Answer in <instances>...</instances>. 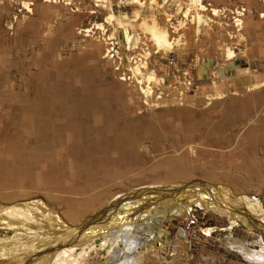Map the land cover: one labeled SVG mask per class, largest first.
Masks as SVG:
<instances>
[{
  "label": "rangeland",
  "instance_id": "rangeland-1",
  "mask_svg": "<svg viewBox=\"0 0 264 264\" xmlns=\"http://www.w3.org/2000/svg\"><path fill=\"white\" fill-rule=\"evenodd\" d=\"M139 1L143 15L128 30L140 40L130 48L117 21L106 22L121 4L140 10L134 0H0V129L8 133H0V181L14 161L18 171L11 175L23 180L11 188L22 187L57 207L56 195L105 192L112 201L199 183L228 188L238 207L242 196L264 206V0H202L209 10L201 24L190 0ZM235 18L243 20L241 27ZM152 20L181 44L155 54L143 29ZM112 33L118 51L113 59L122 55L129 77L106 57ZM228 49L236 58L228 57ZM140 60L155 81L141 85L133 79L129 68ZM145 86L151 95L143 93ZM181 88L182 100L175 96ZM84 97L88 107H78ZM87 122L93 129L85 134ZM39 141L47 146L35 155L31 148ZM91 142L98 147L88 149ZM161 166L165 172L181 168L186 178H158L152 169ZM190 214L199 221L198 236L177 245L183 263L264 264L258 259L264 237L257 230L249 232L239 219L241 225L230 229L227 217L197 207ZM206 229L214 231L206 235Z\"/></svg>",
  "mask_w": 264,
  "mask_h": 264
},
{
  "label": "bare ground",
  "instance_id": "bare-ground-1",
  "mask_svg": "<svg viewBox=\"0 0 264 264\" xmlns=\"http://www.w3.org/2000/svg\"><path fill=\"white\" fill-rule=\"evenodd\" d=\"M190 2L195 8V18L198 19L199 24L206 23V16L202 13L209 9L203 5L202 0H190ZM132 4L138 5L140 10L129 9L128 6L121 4L118 6V15L112 12L106 22V24L112 25L114 21H117L120 29L117 32L130 48L136 47L140 38L136 33L132 35L128 28L132 26L133 21L142 17L145 9L144 3L139 0H134ZM109 9L114 11L111 4ZM212 12L214 16H219L221 13L217 9H213ZM239 14L241 17L245 15L242 12ZM235 20L236 26L241 27L243 20L237 18ZM143 25L144 32L149 34L150 40L154 44L155 54L160 51H172L179 43L181 44L178 39L172 40L169 32L159 27L155 20L149 24L143 23ZM95 26L94 29L102 31L101 35L106 34L107 30L103 25ZM84 32L92 33L90 30ZM115 36L116 34L112 33L106 39L107 45L110 46V43L114 45L112 41L116 39ZM94 47L96 48V46ZM110 49L108 48L106 51L108 52ZM149 55L152 56L151 54L146 56L149 57ZM106 57H110L109 54ZM228 57H235L232 49H228ZM141 62L135 63L136 67L131 69L128 67L133 78L139 84L145 80L147 82L155 81L154 73L148 74L147 71H143V69H147L148 64ZM147 86L143 93L149 96L152 89ZM262 86L264 87V85ZM262 86L256 85L254 89ZM77 94L79 95V93ZM77 101L78 107H88L85 97ZM24 115L26 116V114ZM75 118L80 119L79 113ZM92 129L93 125L87 122L84 133L91 132ZM0 133L4 136L8 135L6 129H0ZM18 134V131H15L10 135L13 141ZM122 134L120 133V135ZM101 136L104 138L103 130L101 135L96 137L100 139ZM2 140L0 139V141ZM38 143L37 147L31 148L35 155L47 146V144L43 145L41 141ZM95 146L98 147L96 144ZM95 146L91 142L87 148L91 149ZM162 166L159 169H152L158 178L163 177L161 179L166 180L186 178L181 168H170L165 172L164 169H161ZM15 170L18 171V167L14 161L9 162L5 169L6 174L0 181V264H186L181 261L182 259L177 258V253H180L177 245L182 247L183 243L188 241V233L184 230L183 224L192 207L212 212L220 217H227L231 222L230 229L241 225L237 222L238 220L236 221L239 219L249 232H252L254 228L264 237V206L254 197L242 196L238 201L240 202L238 207L232 203L238 198L236 199L234 193L228 188L212 187L200 183L190 186L173 184L167 192L161 193L157 189H153V191L147 189L137 194V197L134 196L135 198L129 195L126 199H121L118 196L112 201V198H105V192L93 193L81 198L76 193L69 194L65 191L64 193L69 195L54 197L55 202L59 205L57 207L50 201L40 198L38 194L34 196L28 193L22 187L13 190L12 185L23 180L22 178L17 179L16 176L15 179L11 175L16 172ZM209 176L214 179L216 175L209 173ZM232 178V176H226L224 179L235 182L236 180ZM49 188L51 189V186ZM50 189L48 193L53 192ZM75 195L80 199L73 200ZM156 195L159 197L157 203L151 201L152 196ZM190 199L192 200L190 201ZM97 206L99 209L96 212ZM236 209L240 213L238 214L239 218H237ZM160 218L161 221H159ZM243 218L245 219L243 220ZM213 231L214 229H206L203 232L210 235ZM262 252L264 253V248ZM258 259L264 261V255L259 256Z\"/></svg>",
  "mask_w": 264,
  "mask_h": 264
},
{
  "label": "built area",
  "instance_id": "built-area-1",
  "mask_svg": "<svg viewBox=\"0 0 264 264\" xmlns=\"http://www.w3.org/2000/svg\"><path fill=\"white\" fill-rule=\"evenodd\" d=\"M245 11H242V13H244ZM111 49L110 51L107 52V54H109V60L112 59V61H115L117 62L118 61V69L117 71H121L124 73L123 75L124 76H127L129 77V72H125L123 71V67L125 66L124 64H126V62L124 61L125 59H123L122 55L121 57L119 56L118 59H113L115 54L114 53H117L118 54V51H116L114 45L111 43ZM142 60L138 61L139 63L141 62ZM125 62V63H124ZM135 64V63H134ZM172 64H175V60L173 59L172 60ZM131 72V71H130ZM132 74V73H131ZM123 81H125V77L122 78ZM134 79V78H133ZM184 86L186 88H189L191 86V81L188 77H185L184 78V82H183ZM184 88V87H183ZM183 88H181V91L179 90H176V97L177 99H180L182 100L183 99V95H184V92H183ZM152 94V93H151ZM199 227V221L196 217H194L193 215L189 214V216L187 217V219L185 220L184 224H183V228L184 230L188 233V236L189 237H197L198 235H196L198 233L197 229Z\"/></svg>",
  "mask_w": 264,
  "mask_h": 264
}]
</instances>
